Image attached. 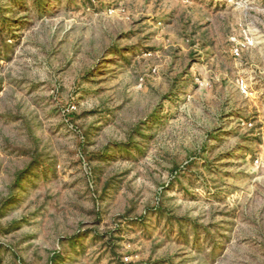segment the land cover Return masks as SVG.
Wrapping results in <instances>:
<instances>
[{
    "label": "rangeland",
    "instance_id": "obj_1",
    "mask_svg": "<svg viewBox=\"0 0 264 264\" xmlns=\"http://www.w3.org/2000/svg\"><path fill=\"white\" fill-rule=\"evenodd\" d=\"M0 264H264V0H0Z\"/></svg>",
    "mask_w": 264,
    "mask_h": 264
}]
</instances>
